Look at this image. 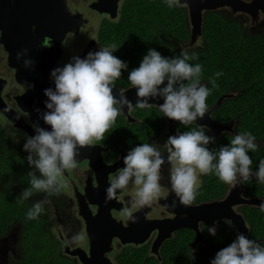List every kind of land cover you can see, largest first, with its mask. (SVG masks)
Instances as JSON below:
<instances>
[{
	"label": "clouds",
	"instance_id": "obj_1",
	"mask_svg": "<svg viewBox=\"0 0 264 264\" xmlns=\"http://www.w3.org/2000/svg\"><path fill=\"white\" fill-rule=\"evenodd\" d=\"M165 2L169 8L188 7L187 0ZM42 46L52 47L51 37H45ZM202 46L203 41L198 38L191 45L193 50L181 48L171 58L149 49L139 67L132 69L127 77L131 88L136 89L135 105L127 99V89L120 88L118 94L113 91L115 81L127 69V63L113 55L119 48L115 44L101 46L83 58L72 56L63 67H55L50 73L54 88H46L43 92L47 97L44 102L46 110L40 112L36 109L50 130L34 123L35 134L26 135L23 145V150L28 153L27 164L32 170L28 172L29 186L19 199L23 203L37 193L45 194L43 200L32 204L27 218H39L45 211V204L50 202L48 197L62 193L68 186L66 171L77 168L79 149L103 140L124 108L155 106L170 120L186 127L195 125L193 130L169 136L163 144L141 143L123 157V167L117 170L106 189V200L129 198L122 213L125 221L137 222L134 215L137 211L159 205L170 193L181 205L193 206L203 183L201 178L210 174H215L228 185V189L253 177L264 183V159L260 160L254 172L248 154L259 147L254 135L237 133L227 145L215 151L209 145L214 144L217 137L206 134L211 131L206 125L196 124L208 110L206 100L210 89L202 83L201 64L193 65L189 61L198 59L194 49ZM27 52V49L17 52V60L27 56ZM33 64L32 59L23 60L25 68ZM215 75L219 77L223 73ZM211 83L216 86L215 80ZM156 98H162L163 103H149ZM165 163L169 165L170 188L161 183ZM260 207L264 211V204ZM217 227L216 221L207 227L209 235L215 236ZM194 251L191 250L190 259L195 258ZM210 264H264V246L239 233L228 246L216 252Z\"/></svg>",
	"mask_w": 264,
	"mask_h": 264
},
{
	"label": "trees",
	"instance_id": "obj_2",
	"mask_svg": "<svg viewBox=\"0 0 264 264\" xmlns=\"http://www.w3.org/2000/svg\"><path fill=\"white\" fill-rule=\"evenodd\" d=\"M98 38L106 45L119 47L113 55L127 63V69L115 81L120 87L130 85L129 72L139 67L142 58L149 49L158 51L162 56L171 58L179 53L174 42L183 44L190 39V23L187 8H169L165 0H123L120 4L119 17L115 22L102 23ZM203 46L194 49L197 60L202 66V83L210 89L206 103L208 108L226 93L233 92L234 97L225 98L213 110L211 117L218 123L229 125L231 131L222 132L215 143L209 145L215 151L227 145L237 133L250 132L259 145L256 151L248 154L252 159V169H258L264 159V26L261 31H252L241 19L230 15L225 9H215L202 13L201 33ZM193 50V49H190ZM217 72L223 75L217 77ZM215 80L213 87L211 81ZM132 116L137 121L128 123L120 114L124 139L121 146L128 152L138 146L137 139L143 135L141 143H150L162 133L166 126L165 116L158 107L132 108ZM174 134L190 131L195 125L184 126L175 121L172 124ZM210 136L211 132L206 133ZM110 136V135H109ZM109 138L115 139L114 136ZM111 142V141H107ZM117 142L110 144V150H116ZM27 153L23 146L12 137L0 124V227L13 219L20 221L23 235L20 242L24 250L16 262L10 264H73L68 256L58 253V242L43 235L44 219L42 215L34 220L27 218L32 204L44 193H37L21 203L19 196L29 186L28 172L32 169L26 161ZM39 175V173H37ZM202 186L196 199L214 200L224 196L228 185L215 174L203 176ZM18 184L19 189L14 188ZM242 194L247 197L264 199V183L255 177L240 184ZM248 226L247 236L264 246V211L254 205L237 207ZM226 219L218 221L217 233L209 235L207 227L201 229L202 241L192 253L188 242L193 239V232L180 230L166 239L160 247L161 259H146L138 249H147L148 244L135 247L132 254L122 258L132 259L127 264H210L217 251L228 246L238 235L236 229ZM37 231L35 237H29ZM126 264V263H125Z\"/></svg>",
	"mask_w": 264,
	"mask_h": 264
},
{
	"label": "flooded vegetation",
	"instance_id": "obj_3",
	"mask_svg": "<svg viewBox=\"0 0 264 264\" xmlns=\"http://www.w3.org/2000/svg\"><path fill=\"white\" fill-rule=\"evenodd\" d=\"M122 1L0 0V96L16 116V119H11L0 112V124L22 146L25 143L26 135L33 136L35 134L33 129L35 122L29 118L30 116L25 111L18 107L14 99L16 95H22L26 90L25 86L16 82V78H33L35 85H42L43 89L34 95L33 103L34 105L38 104L36 108L40 112L45 111L44 102L47 97L41 92H44L47 87H44V84H40V81H38L41 74L39 64H51L52 71L55 67H63L72 56L83 58L90 51L95 52L101 46H108L98 38V32L102 23H112L118 19ZM96 4L99 5L101 10L95 8L94 5ZM71 17L76 18L72 27ZM54 32H59L60 35L55 38ZM45 37H51L52 47L42 46ZM23 49L28 50L27 56L17 60V52ZM24 59H32L34 64L29 68H25L23 65ZM50 73L48 77L51 81ZM120 88L128 90L131 85L120 87L115 84L114 94H118ZM128 113L132 118L131 121H128L123 113L121 115L128 123H135L137 117L132 116V108L128 109ZM33 116L39 126L50 130L39 118L37 111ZM174 122L169 123L166 120V126L160 134L162 137L175 135L171 127ZM121 126V120L116 119L113 127L105 133L104 139L94 143V145L104 148L100 151L101 156L94 148H82L89 149L91 157L80 160L75 170L66 171L65 180L68 186L63 189L60 195L48 197L50 202L45 204V211L41 214L44 219L43 235L56 239L59 248L58 253L68 256L67 259L73 264H82V262L77 256L68 254L65 251V246L68 245L69 249L82 250L86 258L93 260L90 249L91 238L102 244L103 238L110 237L109 250L102 248L101 260L104 264L131 263L133 260L122 258L123 255L132 254L136 250L135 247L144 244H148L147 249H138L139 252L144 254V258L160 260L162 243L180 230L192 231L194 234L193 239L187 244L191 250H196L198 247V243L192 245L195 232L187 226L171 231L169 237L163 240L157 248V252L151 250L158 235L157 230L149 232L147 239L137 245L133 243L124 244L114 234L113 224L121 225L127 229L131 228V222H127L122 218L123 210L128 206L127 201L129 198L124 196L119 199L106 200V189L109 187L111 179L117 175V170L123 167V157L127 154V151L121 146L124 139L122 132L118 130ZM111 136H114L115 139L109 138ZM142 138L143 135L137 139L138 144H141ZM116 142V150L114 148L110 150V144ZM118 160H121L122 165L115 171L110 172L105 169L106 166ZM162 170H164L162 174L164 179L161 183L170 188L169 165L165 163ZM14 188L22 191L18 184ZM229 189L231 188L229 187ZM44 198L45 194L38 200ZM33 200L35 198L29 199L30 202ZM174 201L175 205L173 206ZM206 201L196 199L193 206ZM193 206L185 207L181 205L174 194L170 193L167 199L159 202V205L151 208L145 207L134 215L140 229L144 228L145 225H149L153 220H159L165 226L167 222L176 219L183 222L189 221L190 223L195 219L201 231L205 225L198 222L197 215L193 212ZM236 207L234 206L235 209ZM218 221L216 220V222ZM102 222L108 224L107 229H102ZM133 226L135 227V223H133ZM36 234L37 231H33L29 237H35ZM22 235L23 227L17 219H13L0 227V264L16 262L21 256L24 250V245L20 242ZM79 237H82V239H78Z\"/></svg>",
	"mask_w": 264,
	"mask_h": 264
},
{
	"label": "water",
	"instance_id": "obj_4",
	"mask_svg": "<svg viewBox=\"0 0 264 264\" xmlns=\"http://www.w3.org/2000/svg\"><path fill=\"white\" fill-rule=\"evenodd\" d=\"M187 4H188L187 12L190 23V39L188 42L190 44L196 41V39L200 36L201 25H202V13L204 11L225 8V9H229L232 13H244L249 15L252 22L258 19L260 13H264V0H187ZM94 6L95 8L101 10L98 4ZM75 19L76 18L71 17L70 19L71 27L73 26ZM46 32L52 34L51 32L48 31ZM53 34L55 38H57V36L60 35L59 32L58 33L54 32ZM50 71H51V64L50 65L43 63L39 64V72L41 74L38 77V81H40V84H44V87L54 88V82L52 80L50 81L48 77ZM16 82L25 86L26 90L22 95L19 94L16 95L14 99L18 107L22 111H25L28 114V116H30L29 118L37 124V121L35 120L33 114L34 115L36 114V109H37L36 107L38 104L34 105L33 97L36 93H39L41 89H43L42 85L41 86L35 85L33 78H26V79L16 78ZM125 95L133 105L136 103L137 97H136L135 88H129L126 91ZM235 95L236 94L233 92H229L224 95H221L217 99V101L208 108L204 118L198 119L196 121V124L206 125L207 128L211 130L210 132H212L214 137H218V135L223 131L226 130L231 131L232 129L231 127L233 123L229 125L218 123L211 117V114L223 99L234 97ZM149 103L159 105L163 103V99L156 98L154 100H150ZM122 111H123L122 113L126 116L128 121H131L132 118L128 113V109L124 108ZM0 112L4 113L6 116L10 117L11 119H16L14 111L5 104L1 96H0ZM165 119L169 123L173 122V120H170L167 117H165ZM91 148L96 149V151L99 153V156H101L100 151L104 150V148H100L99 145H93L91 146ZM89 156H90L89 149H81L77 157V162L85 158H88ZM121 165H122L121 160H118L115 163L106 166L105 169L107 171L113 172ZM92 166L95 168L93 163ZM262 204H264L263 198L244 196L242 194V190L239 188L238 185L235 188L228 189L226 195L221 199L201 202L193 206V212L194 214L197 215L198 222H202L206 227L212 226L213 222L216 220L226 219L228 221H231V224L236 229L237 234L243 233L245 236H247L248 226L246 225L245 219L243 218L240 212L236 211L234 206L238 207L240 205H254L260 207ZM130 225L131 228L127 229L125 227L123 228L121 225L113 224L114 226L113 232L115 235H117L120 238L122 243L124 244L133 243L137 245L143 243L147 239L149 232L153 230H157L158 235L152 245L151 248L152 252L156 251L157 248L162 243V241L169 237L171 231L184 226L191 228L195 232V238L192 242V245H195L196 243L202 241V234L197 226V222L195 221V219H193L192 223H190L189 221L183 222L179 219H176L167 222L165 226L164 224H162L161 221L153 220L149 225L147 226L145 225V227L142 229L139 228L136 222H135V227L133 226L132 222L130 223ZM102 226H103L102 229L105 230L107 229L108 224L102 222ZM109 241H110V237L108 236L102 239V244L97 243L96 239L91 238L90 249L93 260L86 258L82 250L69 249L68 245L65 246V251L72 256H77L79 260L82 262V264H104L103 260H101L102 259L101 254L103 249L109 250V246H108Z\"/></svg>",
	"mask_w": 264,
	"mask_h": 264
},
{
	"label": "rangeland",
	"instance_id": "obj_5",
	"mask_svg": "<svg viewBox=\"0 0 264 264\" xmlns=\"http://www.w3.org/2000/svg\"><path fill=\"white\" fill-rule=\"evenodd\" d=\"M225 9V8H223ZM230 15L232 16H235V17H238L239 19L242 20L243 24L245 26H247L250 30L252 31H261L263 26H264V13H260L258 19L254 22L251 21V18L249 15L247 14H244V13H232L229 9H225ZM198 39V38H197ZM196 39V40H197ZM195 42V41H194ZM194 42L192 44H194ZM189 42H186V43H183V44H180V43H177V42H174V45H175V48L180 51L181 48H184V47H188L189 49H191V45ZM169 136H164L162 137L161 135H159L158 137H155L151 140V143L152 142H157L159 144H163L167 138ZM164 173V170H162V174ZM241 190V186L239 187Z\"/></svg>",
	"mask_w": 264,
	"mask_h": 264
}]
</instances>
